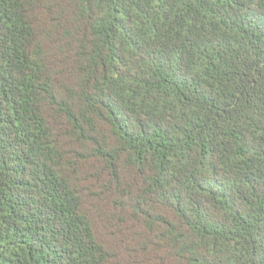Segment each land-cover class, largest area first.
I'll list each match as a JSON object with an SVG mask.
<instances>
[{
    "label": "trees",
    "instance_id": "16d2710c",
    "mask_svg": "<svg viewBox=\"0 0 264 264\" xmlns=\"http://www.w3.org/2000/svg\"><path fill=\"white\" fill-rule=\"evenodd\" d=\"M0 264H264V0H0Z\"/></svg>",
    "mask_w": 264,
    "mask_h": 264
}]
</instances>
